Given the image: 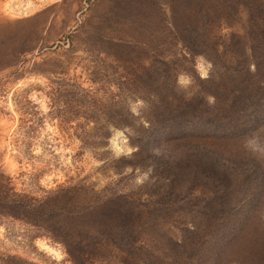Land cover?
Returning a JSON list of instances; mask_svg holds the SVG:
<instances>
[{
    "label": "rangeland",
    "instance_id": "1",
    "mask_svg": "<svg viewBox=\"0 0 264 264\" xmlns=\"http://www.w3.org/2000/svg\"><path fill=\"white\" fill-rule=\"evenodd\" d=\"M244 2L0 0V264H173L191 252L192 230L224 216L209 210L242 160L264 169V121L225 135L206 118L238 114L234 87L215 98L216 81L244 69L226 59L233 42L249 55L259 35L264 52ZM191 26L224 50L213 80L206 54L176 36ZM161 94L203 95L201 117L154 125ZM60 238L94 255L73 261Z\"/></svg>",
    "mask_w": 264,
    "mask_h": 264
},
{
    "label": "trees",
    "instance_id": "2",
    "mask_svg": "<svg viewBox=\"0 0 264 264\" xmlns=\"http://www.w3.org/2000/svg\"><path fill=\"white\" fill-rule=\"evenodd\" d=\"M244 3L250 9L248 13L254 24L251 29L256 30L261 36L264 30V0H245ZM206 13H203L204 16ZM206 28L209 27L206 26ZM210 30L209 28V31L205 29L203 33L196 32L191 26L186 31L176 32L177 38L181 40L190 56L202 53L210 59L211 68L206 80L210 78L213 80L214 68L216 69L222 63L224 52V50L218 51L217 37L210 34ZM258 37L259 35L252 37L253 42L248 45L251 50L249 55H245L241 46L239 44L235 46L236 42H233L229 49L230 54L226 59L230 61L232 57H240V61L237 60V63L244 64V69L239 71L238 68V71L232 72L234 75L221 76L216 81V84H221L222 87L219 92H215V98H217V93L226 95L234 87L235 95L230 96L226 102L235 107V113L238 111L237 115L241 116L239 120H235L231 124L229 121L236 119L237 115L233 114L231 118L217 113L208 114L206 118L211 119L210 124L224 129L221 134L229 135L237 131H248L249 128L264 121V66L259 65L264 52L259 51ZM254 53L257 61L254 69L247 75V71H245L247 56L254 55ZM166 86L169 85L166 84ZM234 89H236L235 92ZM164 98L162 94L158 97L162 108L156 110L158 116L154 125L157 123L171 125V122L177 123L188 118L201 117L202 108L198 106L203 95L195 100H186L180 96L175 103L168 100L166 102ZM241 164L246 167L244 173L223 183L222 189L220 187V192L216 196L214 207L209 210L213 214L217 211L219 214L223 210L224 216L218 218L219 216L214 215L204 228L198 226V229H193L192 236L194 238L191 240V252L186 256L176 258L173 264H227L231 257L236 264H264V228H260L257 225L258 221L254 219L260 204V192L264 190V169L253 158L244 159ZM207 233H209L208 238L202 239L201 234ZM198 239L201 240L197 241ZM58 241L63 244L64 250L73 261H84L94 255L88 251L84 255L85 258H81L79 255L81 253L74 252V245L71 246L64 238H60ZM142 261V264L153 263L152 259L150 260L145 255Z\"/></svg>",
    "mask_w": 264,
    "mask_h": 264
}]
</instances>
